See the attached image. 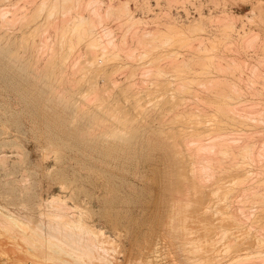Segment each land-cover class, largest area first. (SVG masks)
Instances as JSON below:
<instances>
[{"label": "bare ground", "instance_id": "bare-ground-1", "mask_svg": "<svg viewBox=\"0 0 264 264\" xmlns=\"http://www.w3.org/2000/svg\"><path fill=\"white\" fill-rule=\"evenodd\" d=\"M18 1L21 2V0ZM214 1L216 4H220L219 0ZM247 1H252L253 3L252 15L256 18L260 15L261 17L264 15L261 14L264 13V3H261V0ZM16 2L17 1H14V3H12L14 5L16 4V6L14 7L13 5L14 8L12 7L10 10H7V8L6 10L4 8L2 9V7L0 8V59L6 60L7 65L5 68L13 70L15 76L18 77L21 82L19 83V87L13 88L12 85L4 83L5 87L15 89L22 98L32 99H35L33 97L35 92H46V90L49 89L50 91L46 96V100L52 103L56 102L64 112H70L71 119H69V121L72 126L79 124L82 120H87L88 117L90 118L91 121L88 129L79 132L80 135H85L86 137H89V135L104 136L107 133H110L111 130L112 132H115V130L118 129L117 127L120 128V132L121 129L127 130L128 128H132V133L138 134L137 127L141 125L138 123H142L143 120H145L146 123V120L149 118H162V120L165 119L167 122H172L171 124H179V128L177 127L178 129L174 134L173 143L175 144V151L183 154V157H181L183 159L181 160H187L186 162L189 172L183 177L182 188L177 194H174L175 202L173 204L172 212L169 215L170 222L166 230L172 236V240L173 237L176 239L175 241L177 245L174 242L173 244H175L177 249L185 255L183 258L187 261L183 260L184 262H187V264H198L199 262L197 261H202L200 258L204 259L203 254H205V257L206 253L208 255V252H203L202 254L200 252H218L217 246L221 242L217 243L216 240L224 231H226H219V233L222 232L219 235V229L215 230L219 235L216 234L218 237L215 241L213 240L215 236L212 237L211 240L205 239L201 241L199 240V237H193L192 234L196 232H191L192 234H189L190 231H188L189 229L186 230L182 218L184 217L183 219H185L186 211L188 212L187 207L189 205L192 207L191 201L193 200L190 196V191H194L198 194L199 200H202L206 195L205 192L209 184L208 182L212 181V183L216 184L214 186H216L217 190H222L218 195L213 191V186L211 187L212 191L218 196L222 194L223 197L221 196V198H223L224 201L228 199L230 200L229 196L231 194L233 195L235 190L240 189L243 192L241 199L243 202H257L260 206L264 207V193L261 192V189L264 188V74L260 73L264 68V66H260L261 64L263 65L264 56H262L260 62H257V64L260 63L259 66L261 67V70L259 66L255 65L256 62L253 66L251 65L252 63H250L249 66H245L244 63L247 61H244L243 63V60L241 61V56H239L241 57L239 60L238 56L235 58V54L230 55L229 51V55H226L228 53L222 54V52L217 51L222 45L225 47L226 44L235 41L234 46L238 49L236 52L240 49H245V51L254 49V51L259 50L258 53L264 55V35L261 31L263 30V25L260 24L261 21L259 22V25H262L261 30L255 32L252 29H246V25L244 26V24L239 26L238 21L241 19V16L239 17L236 13L225 7L221 8L220 13L217 14L214 12L206 14L203 9L199 7V17L190 24L181 25L179 23V26L174 22H170V17L168 23L163 22L164 28H157V30L154 31H142L138 29V22L140 21L141 24L142 19L140 18L141 20L138 19L139 21H137L133 16V11L130 10L127 1L120 4L112 2L106 3L104 0H27L25 3ZM147 8L151 9L150 5H147ZM84 11H87V13H84ZM57 13L63 15L62 20L60 19L61 21H57V18L59 19L62 17L61 15L58 17ZM251 19L253 21L254 17H251L248 20L249 24ZM108 20L115 22L118 21V25L123 31L119 28L122 32L116 34L108 24ZM174 21L177 22L175 18ZM206 21L212 22L216 25V30L212 34L205 33L207 30L205 27ZM100 26H102V31L107 37L105 36V38H103L104 34L99 30ZM158 26L161 25L159 24ZM51 29H53L55 34L53 37H56V40L53 38L55 41L53 42V45L58 41V43H56V46L58 45L57 47L49 42L52 41L51 37L53 32H51ZM18 30H21V32L18 33ZM96 30H99V34L101 31L103 36H96ZM87 34L90 35L88 37L89 39H86ZM193 40L198 41V49L196 50L195 47L196 51L192 50L193 52L191 54H189V51V53L187 52L189 55L178 60L174 59V56H172L174 54L176 55L175 57H178V51L175 54L171 53V51H168L167 53L166 50H164L165 53L162 50L163 46L168 45L172 41H179L181 45L188 43L191 47L192 45L190 42ZM49 43L53 46H50L51 49L54 47H56V49L53 51L51 49V51L47 50L46 48L50 45ZM188 44L186 46H188ZM81 45H84L86 50L85 48L84 51L81 50ZM77 46L78 48H76ZM159 48H161L160 52ZM154 49L158 50L157 52L159 53H156V51L154 53L161 56L159 57L160 59L153 58L150 60L148 65H150V63L151 65H145L147 68H145L144 71L142 70V76L138 77L136 73L140 67L138 68L133 62H130L131 59H143L144 57H149L151 54L153 55ZM230 50L233 51L232 49ZM234 52H232V54ZM164 53L166 58L173 57V60L166 64H170L169 66L174 70L173 72L177 71L181 74V76H178V73H176L178 76L177 82L162 79L163 75L165 76L169 71H167L169 66L167 68L164 63H161V61H163L161 59H164ZM183 54L182 56H184ZM83 55L89 56L82 59ZM72 56L76 57L74 59H69V57ZM22 57H27V59H23ZM111 59H116V63H112ZM258 59L259 58H257V60ZM140 65L138 64V66ZM143 66L144 65H142V68ZM247 67L249 70H246ZM183 71L189 73L184 74ZM107 72H111V75H107ZM211 72L212 75H215V73L216 75H209L208 73ZM221 72H225L224 75L221 74ZM226 72L227 75H225ZM115 73H126L127 77H125V82L123 83V80H119L122 82L120 83L115 76ZM152 75L153 77H149ZM90 76L96 78L97 76H100L103 77L104 80L108 79L109 82H106L108 85L104 84L108 88L102 89L101 86L103 85H100L96 79L95 81L92 80V82L91 79H89V83H86L88 80L84 82V80L88 79ZM237 77L240 80H236L238 79ZM157 79H160L161 83L159 84L162 87H169V85L171 86V83L174 82L172 84L173 91L169 92L167 96H163V99L154 100V102H151L148 106L140 104L141 100H139V102L137 99L138 97H136L134 103H136L135 108H138L137 115L130 116V111L128 112L125 110L123 104V106L120 104L121 107L119 103L115 101L116 98L114 97V91L116 89H120V91L122 90V93L125 95L123 97L129 99L130 96L134 97L139 93V90L143 91L144 89L142 88L148 86L149 82ZM196 84H199V86L201 85L200 88L202 86L207 88V93L204 92L205 88H203V92L206 94H203V92L198 93L196 91V89H198ZM84 85L87 86V90L85 87L86 91L84 90L82 95L80 93L81 96L79 97L77 90L74 89L77 88L79 91V87L82 88ZM244 87L253 89V91L254 89H257L256 93L255 91L254 93L256 96L260 97H254L255 95L252 94V91L251 94L253 97L251 95V97L247 98L248 96L245 95L246 92H243ZM59 89H63V91H60ZM104 89L107 90V92L102 95L101 92H103ZM189 99H193V102L195 100L196 103L194 102V104L197 105L189 104ZM248 99H251V102L253 101L251 109H248L246 105ZM254 102L256 103L254 104ZM258 104L261 106L260 108ZM51 111L52 115H56V117L61 116L57 109L53 108ZM119 131H117L116 138H118ZM74 133L78 134L77 132ZM121 133H123V130ZM124 133L127 135L126 132ZM125 134H123V136H125ZM120 135L119 136L122 137V134ZM127 142H129L128 139ZM50 147H52V145ZM106 149L109 154L114 150L112 145H109ZM53 151L56 150L53 149ZM49 154L50 152L47 155L49 156ZM179 156L181 155L179 154ZM0 158H3L2 161H4L5 159H8V155L1 154ZM178 160L179 158L177 161ZM3 165H5V162ZM249 165L250 167L251 165H257L258 172L256 173L257 176L255 178L252 175L256 174L251 175V172L255 173L256 171H251V169L248 168ZM234 171L239 172L242 176L235 178L236 180H234V177L229 176V178H233L234 182L231 184L229 181L230 179L228 178V180L226 178L225 180H228V184H230L227 185V183H225L226 181H223L224 175L230 172L235 174ZM184 172L185 174L187 173L186 171ZM177 173L179 174L180 171ZM230 175L232 174L230 173ZM235 175H237V173ZM180 176L182 175L180 174ZM212 183H210V186L213 185ZM216 189L215 191L217 192ZM214 193H211L212 197ZM235 194L238 193L235 192ZM240 197L241 196L237 199H240ZM214 199L211 198V201L214 202ZM215 201L217 203L219 202L217 200ZM55 202H57V204H54V207H52L53 209H50L49 212L40 210V214L42 216L45 215V217L48 215V218L41 219L39 224L35 226L30 224L31 221L26 215L21 216L20 214H17L19 211L14 214L13 212H10V210H7L6 208L4 209V205H2V207L0 206V224L5 227L17 226L19 228L23 234V239H25L28 244L25 252L35 260L37 259L36 264H41V261L42 264H44L45 262L43 263L44 260L42 258H46L48 261L49 259H53L60 264L61 261L59 260L62 259L60 257L61 252L68 253V255L71 254L72 257L74 255L76 258L78 257V260L81 259H79V256L87 255L90 260L91 255H93L92 251H95L94 249L99 248V246L102 245L97 244L102 241L98 242L94 239V233L97 230L95 231L92 228H86L87 226L85 227L82 223L81 216L68 211L71 207L69 206L68 208L63 199L59 200V197L54 196L50 200V203ZM216 202L213 207H215ZM44 203L49 202H43L42 206ZM202 203L203 200L199 201L198 207ZM238 204L239 203H237V205ZM246 204H244L245 208L248 207ZM249 204L251 205L252 203ZM210 205V203L208 206L202 204L199 208L202 210L205 208L203 210L205 211L206 208L209 209ZM222 205L224 204H220V207H222ZM239 205L243 206L242 204ZM228 206L229 204L227 203V206L225 205L224 208H227ZM252 207L253 206L251 205V208ZM228 208L223 214L231 217L236 222L240 221L241 219L239 216H236L232 211H228ZM238 208L239 207H237V209ZM245 208L241 207V210L243 211ZM251 208L249 209L248 207L246 212L248 211V214L253 216V213H250ZM232 210H235V208ZM238 210L241 212L240 209ZM211 211L214 210L211 209ZM219 212L221 213V211ZM223 214L219 215L223 216ZM213 215L217 216V214ZM32 216H34V214L31 215V218ZM196 216H198V213ZM210 216H212V214ZM209 217L206 215V218ZM248 217L249 216L245 219L247 220ZM221 219L224 220L225 218L220 217V221ZM218 221L219 220H217V222ZM213 223L215 225L216 221ZM187 224H189L188 221ZM210 226L208 225V228ZM201 227L203 228L204 225H201ZM252 227L255 228L253 225ZM256 232L258 235L256 233V240H254L256 242L254 243H256L255 247H258V250L256 251L259 254L253 257L257 259L259 258V260H264V237L260 235L261 233L259 232V229ZM226 234H228L227 231L225 235L222 234V237H227ZM236 236L235 238L233 236L232 240L229 242L227 241V243L222 245V247L220 246V248H223L225 251V248H230L237 244L239 241H237L238 236ZM242 237L240 236V238H238V240H241L240 242H243ZM247 237L248 241L249 236ZM222 239L220 237L218 240L222 241ZM42 242L43 244L46 242V247L52 249V252L42 255L45 257H42L40 254H35L34 252L35 249L38 250V248H43L41 246ZM40 243L41 247L39 246ZM221 250L222 249L219 250V254ZM223 250L222 252H224ZM179 251L177 252L180 253ZM42 252L43 251L40 253ZM98 252L101 251L99 250ZM98 252L96 251V253ZM183 252H188V254H184ZM227 252L229 251L226 250V253ZM241 252L243 253V251ZM197 253L201 254L202 257ZM210 254V258L213 257L212 259H214V261L211 260V264H241L242 262L244 263V260L246 262V259L249 260V262L252 260H250L249 254H244V256H242L240 253L241 256L240 254H237L233 261L232 258L234 257H232L231 254L232 258H228L231 260L230 262H221V257H217V253H213L214 255L212 256ZM39 255L42 260H39ZM225 256L227 257L228 255ZM93 257L94 256H92V260H94ZM178 257H180V255H178ZM254 258L252 261H254ZM189 259L191 260L189 261L190 263L188 262ZM205 260L206 261L203 260L205 263L202 262V264H207V258H205ZM209 261L208 258V262ZM208 264H210V262Z\"/></svg>", "mask_w": 264, "mask_h": 264}, {"label": "rangeland", "instance_id": "rangeland-1", "mask_svg": "<svg viewBox=\"0 0 264 264\" xmlns=\"http://www.w3.org/2000/svg\"><path fill=\"white\" fill-rule=\"evenodd\" d=\"M14 1H17L16 3L27 2V0L25 1L21 0V2L18 0H1L0 8L2 7V9L4 8L6 10L7 8V10H10L14 5L12 4L14 3ZM104 1L106 3L112 2L115 4H120L122 2L127 1L130 10L133 11L134 14L133 16L137 19V21L142 19L141 24L140 21L138 22L139 23L138 29L142 31H152V30L154 31L157 30V28H164L163 22L168 23L170 17H171L170 22H174L177 25H179V23L181 25L190 24L199 17V10H198L199 7L202 8L206 14H209L210 12H214L215 14L220 13L221 8L225 7L226 9L236 13L239 17L241 16V19L238 21L239 26L244 24V26L246 25L245 26L246 29L249 30L252 29L255 32L256 31L258 32L261 30L263 25V30L261 31L264 35V17H263L264 13H261L263 15L262 17L260 15L257 18L254 15H252L253 14L252 1L219 0L220 4H216L214 0H104ZM261 3H264V0H261ZM147 5H150L151 9H148ZM15 6L16 4L14 5V7ZM84 13H87V11L86 12L84 11ZM59 15L61 14L57 13L58 17H60ZM61 16L62 17H60L59 19L57 18V21L62 20L63 15ZM251 17H254V20L252 21L251 19L249 24L248 20ZM174 18L177 22L174 21ZM110 20H108V24L111 26V28L113 29V31H115L116 34L123 31V29L119 27L118 21L115 22ZM208 22L209 21H206L205 24V27L207 28L205 33L212 34L216 30V25L212 22L209 23ZM259 22L262 25H259ZM159 24L161 26H158ZM101 27L102 26L99 27L100 29L99 28L97 29L102 31ZM119 28L122 31H120ZM99 30H96L97 33L95 32L96 36L97 35L103 36L104 32L102 31L103 32L102 34V32L100 31V34H102L100 35ZM17 32L20 33L21 30H18ZM51 32H53V29H51ZM53 34L51 37L52 41H49L50 43H52V45L53 42H55L53 38L54 39L56 38L53 37L55 36V34L54 35ZM89 36L90 35L87 34L86 39ZM105 36L106 35L104 34L103 38H105ZM56 43H58V41H56ZM56 43L54 44L55 46ZM171 43L161 48L163 51L166 50L167 53L168 51H171V53L176 54V52L178 51L177 52L178 57H175L176 55L174 54L172 55L174 56V59L177 60L191 54L193 51H196L198 49L197 48L198 41L195 40L190 42L192 45L191 47L190 44L188 43H187L188 46H186L187 44H184L185 46L181 45L179 41H172ZM234 43L235 41L233 43L230 42L226 44L225 47L224 45H222L223 47L222 46L221 47L223 49L219 47L217 51L222 52V54L228 53L226 55H229L230 52V55L235 54L234 55L235 58L236 56L238 57L241 56L243 59L241 57L239 58L237 57V58L239 60L241 58V61L243 60V63L244 61H247L244 63L245 66H249L250 63H252L251 65L253 66L255 62H256L255 63L256 66L260 65V63L257 64V62H260V60H262L261 59L262 56L264 55L259 54L258 53L259 50L254 51V49H249L250 51H245V49H240L239 51L236 52V50L238 49L234 46L235 45ZM50 46L51 44L47 46L46 49L49 51L51 50L53 51L54 49H56L58 45L52 49L51 47L53 46L51 47ZM76 48H78V46ZM84 48L86 50V47L84 45L80 46V49L83 51ZM161 48H159V52ZM230 49H232L233 51H231ZM155 51L156 53H159L157 52L158 50L154 49L153 55L151 54L152 56L150 55L149 57L147 56L144 57L143 59H133V60L131 59L130 62H133V64L136 65L138 68L140 67L136 73L138 77L142 76V72L145 70V68H147L146 66L151 65V63L150 65H148L150 60H152L153 58L160 59L159 57L161 56L154 53ZM187 52L189 54H187ZM232 52L234 53L232 54ZM165 53L163 54L164 59L163 58L161 59L163 60L161 61V63H164L165 66H167L168 68L170 64L168 65L166 63H170L173 60L172 59L173 57L172 58L167 57L169 58L167 59L165 57L166 56ZM182 54L184 56H182ZM88 56L89 55L87 56L83 55L82 59H85V57ZM75 57L76 56L74 57L72 56L69 57V59L70 58L74 59ZM22 58L27 59V57H22ZM257 58H259L258 59L259 61L257 60ZM111 62L116 63V59L115 60L111 59ZM138 64L144 65L143 68L142 65L138 66ZM6 65H7L6 60L0 59V81H1L0 82V156L1 154L8 155V159H5L4 161H2L3 158H0L1 159L0 160V168H1L0 169V206L2 207V205H4L3 206L4 209L6 208L7 210H10V212H13L14 214H16L19 211L17 214H20L21 216L26 215V217H29L31 221L30 224L32 226H35L39 224L41 219L43 220L44 218H48L47 217L48 215H46L45 217V215L42 216L40 213L41 211L49 212L50 209H53L52 207H54V204H57V202L50 203V200L54 196H56L59 197V200L63 199V201L65 202L68 208L69 206L71 207L68 211H71L72 213L74 212V214L76 215L79 214L78 216H81L82 223L85 225V227L87 226L86 228H90V229L92 228L95 231L97 230L94 233L95 235L93 234L94 239L98 242L102 241L97 243L102 245H100L99 248H96L97 250L94 249L95 251H92L93 255H91L90 260H92V256H94L93 257L94 260L90 261L87 255L86 256L82 255L81 257L79 256V259L80 258L81 259L78 260V257L76 258L74 255L72 257L71 254L68 255V253L66 254L65 252H61V254L60 253L59 254L62 259L60 258H59L60 260L58 259L59 261H61L60 264L61 263L62 264L64 263L65 264L67 263L68 264H82V263L83 264H133V263L134 264H187V262L183 261L185 260L183 258L185 257V255H183L182 252H180L175 246V244L177 245L175 241L176 239H174L173 237L172 240V236L166 230L170 222L169 215L172 212L173 204L175 202L174 194H177L178 191L182 188L183 177L187 175L189 172L187 168V162H186L187 160L186 159H184L183 161L181 160L183 159L181 158L183 157V154L175 151L176 148L174 147L175 144L173 143L174 134L179 128V124L177 123L171 124L172 122L169 121L168 124L167 120L165 119L162 120V118H149L146 120V123L145 120H143L142 123H138L141 124L140 126L137 127L138 134L132 133V128H128L127 130L121 129V132L123 130V133H121L119 131L120 128L117 127L118 129L115 130V132H112L111 130L110 133L106 134L107 136L89 135V137L87 136L88 137L87 138L85 135L84 136L80 135L79 132L88 129L91 121L90 118L88 117L87 120H82L79 124L72 126L69 121V119H71L70 112H64L59 107L58 103L56 102L52 103L46 100V96L50 91L49 89L46 90L47 93L35 92L33 94V97L35 99H32V98H22L15 89H9L5 87L4 83L7 85H12L13 88L19 87V83L21 82V80L15 76V72H13V70L5 68ZM260 66L261 67L264 66V61H263V65L261 64ZM169 68L167 69V71L169 70L168 73H166L165 76L163 75V78L162 77L161 78L163 80L167 79L168 81L177 82L178 76H181V74H179L177 71L173 72L174 70L170 66ZM246 70H249L248 67L246 68ZM183 72L184 74L189 73L187 71H183ZM176 73H178L177 74L178 76L176 75ZM224 73L221 72V74L223 75ZM260 73L264 74V68L262 72L260 71ZM106 74L111 75V72H107ZM208 74L211 76L216 75V73L215 75H212V72ZM126 75H127L126 73H121V74L115 73V76L118 78V81L123 80V83L126 80L125 78L127 77ZM225 75H227V72ZM149 77H153V75ZM89 79H91V82L92 80L95 81L96 79L100 85H103L101 86L102 89L108 88L105 86L108 85L107 84L109 82L108 79L104 80L103 77L100 76H97V78L90 76L88 79L84 80V82L88 80L86 83H89L90 82ZM236 80H240V79L238 78ZM174 82H172L171 86L169 85V87L166 86L162 87L159 84L161 83L160 79L151 81L148 83V86L142 88L144 89L143 91L139 90V93H137L134 97L130 96L129 99L123 97L125 95L122 93V90L120 91V89H116L114 91V97L116 98L115 101L119 103V105L123 104L124 106L123 105L122 106L124 107V109L127 110L128 112L130 111L129 113L130 116H135L138 114V108H135L136 103H134L136 97H138L137 98L138 101L141 100V102L139 101L140 104L143 105L145 104L146 106H148L149 104H151V102H154V100L163 99L164 98L163 96H167L169 92H172L173 91L172 84ZM85 85L82 86V88L79 87V91L77 88L74 89L77 90V94L79 97L82 95V93H84L85 87L87 90V86ZM200 86L199 84L196 86L198 88L196 89L198 93L203 92V88H205L203 86L200 88ZM245 87L243 89V92H246L245 95L248 96L247 98L251 97L252 94L255 95L254 97H258L255 94L257 89H254L255 91L254 93L253 89H249L248 87L247 88ZM199 88L202 90H200ZM206 89L207 88H205L204 92L207 93L208 89L207 90ZM59 90L63 91V89L62 90L59 89ZM103 92H101L102 95H104L107 92V90L104 89ZM204 92L203 94H206ZM250 100L248 99L246 101L247 102L246 105L248 109H251V106H253L252 105L253 101L251 102ZM194 102L196 103L195 100ZM194 102L193 99H189L188 103L193 105ZM255 103L256 102H254V104ZM164 106H169V105H164ZM260 107L261 106L259 105V108ZM53 108L59 111V114L61 115L60 117H56V115L55 116L52 115L51 109ZM117 131H119L118 138H116ZM74 132H77L78 134H75ZM124 132H126L127 135ZM120 134H122V137H120L121 136ZM123 134H125V136H123ZM127 139L129 140V142H127ZM51 145L52 147H50ZM109 145H112L114 149L111 154H109L108 150L106 149ZM53 149L56 151H53ZM43 150L45 151V153ZM49 152L50 154L48 156L47 154ZM179 154L181 156H179ZM178 158L179 160L177 161ZM4 162L5 165H3ZM253 166L252 165L251 167L250 165L248 166V168H250L251 171L254 172L256 171L255 173L250 171L251 175L256 174L258 172L257 165H253ZM179 171L180 173L178 174L177 172ZM184 171H186L187 173L185 174ZM234 172L235 174L237 173V175L233 174V172H230L232 175H230V173L224 175L223 181L224 182L226 181L225 183H227V185H230L228 184L229 181L231 184H233L234 182L233 178H229V176L234 177V180H236L235 178L242 176L240 175L239 172L236 171ZM180 174L182 176H180ZM252 176L255 178L257 174ZM226 178L227 179L229 178L230 180L229 179H228L229 181L225 180ZM208 183L209 184L205 192L206 195L202 199L203 200L202 204L208 206V204L210 203L211 205L209 206V209L206 208L205 211H203L205 208H203V210L199 208L202 204L198 207L199 201H202L199 200L198 194H196L194 191H190V196L192 197L193 201H191L192 207H190L189 205L187 207L188 212L186 211V216L188 217L189 220L187 219L186 216L185 219H183L184 217L182 218V220L184 221V223L183 221L182 223L185 225L186 230L189 229L188 230L190 231L189 234L196 232L192 234L193 237L195 236L196 238L199 237V240L201 241L205 239L211 240V238L214 236L216 237L213 238V240L215 241V239H217V237L222 233V232L219 233V231L226 230L229 236L228 234H226L227 237L223 238L222 234L225 235L226 233V231H224L221 234V236L218 237V239H220V237L221 239L223 238L222 241L218 239L216 240L217 243L221 242L217 246L218 252H213L214 254L217 253L218 255L217 257L219 256L221 257L220 259L221 262H225V261L230 262L231 260L229 259L234 257L232 258L233 261L235 260L236 255L237 254L239 255L240 253L242 254V256H244V254L245 255L249 254L250 260L251 259L253 260L254 258L253 256L259 254L256 251L258 250V247H255L256 243H254L256 242L254 241L256 240V233H257L256 231H258L259 229V232L261 233L260 235L264 237V231H263L264 207L260 206V204L257 202L248 201L249 203H252L251 205L253 207L251 208V205L247 201L243 202L241 200L243 192L240 189L235 190L233 195L231 194L229 196L230 200L228 199L224 201V199L221 198V196L223 197L222 194L218 196L219 195L218 193L221 192L222 190L221 191L217 190L216 186H214L216 184L212 183V181ZM210 183H212L213 185L210 186ZM213 186L215 187L217 192L215 191ZM211 187H213V191L218 195H216L212 191ZM208 190H210L211 192ZM235 192L238 194H235ZM261 192L264 193V188L261 189ZM211 193H214L213 197ZM239 196H241L240 199H237ZM211 198L212 199L215 198L214 202L211 201ZM220 198L221 201L223 199L224 202L222 201L221 203ZM215 200L219 202L217 203ZM46 201H48L49 203H44L46 205L43 204L42 206V203ZM215 202L216 205L215 207H213ZM227 203L229 204L228 207L230 208L229 209L227 207L228 211L230 212L232 211V213H234L236 216H239V218L242 221L241 220L237 221L238 222L237 223L231 217H228L225 214H223L224 211H227V208H224L225 205L227 206ZM237 203L242 204L243 206H240L239 204L237 205ZM220 204H224V205L220 207ZM244 204H246V206H248L249 209L251 208L250 213L252 212L253 216L249 215L248 211L246 212V210H248L247 209L248 207L245 208ZM237 207H239L238 209H240L241 212H239ZM241 207L245 208L243 210L244 212L241 210ZM233 208H235V210H232ZM211 209L214 211H211ZM219 211H221V213ZM197 213L198 216H196ZM33 214L34 216H32L31 218V215ZM211 214L212 216H210ZM213 214H217V216L216 215L214 216ZM219 214L220 215L223 214V216H220ZM206 215L210 217L206 218ZM247 216L249 217L246 220L245 218ZM220 217L225 219L224 220L221 219L220 221ZM217 220H219L220 222L219 221L217 222ZM187 221L189 224H187ZM212 221L213 222L216 221L215 225ZM201 225H204L205 228L203 227L204 228L203 229ZM208 225L211 226L208 228ZM252 225L255 226V228L252 227ZM213 230L214 231L218 230L219 235L217 234V231L214 232ZM202 232H206V233H202ZM21 234L22 232L19 230L17 226L5 227L2 224H0V264H29V263L36 264L37 263V259L35 260L25 252V249H27L28 244L26 240L23 239V234L21 237ZM235 234L236 235L238 234L237 235L238 238H240V236L241 237L243 236L242 237L243 242H240L241 240H238L237 238V241H239L240 243L237 242V244L233 245L230 248L229 247L225 248L224 246V248L229 251L226 253V250L224 251L223 248H220V246L222 247V245H225L227 241L229 242L230 240H232L233 236L235 238L236 236ZM247 236H249L250 241L249 240L247 241L248 238ZM173 242L175 244H173ZM44 243L45 244H43L42 242V245L41 243L39 244V246L41 245L43 248L40 249L38 248V250L36 249L34 250L35 254H40L42 256L44 254L46 255V253L52 252L51 248L49 249L48 247H46L47 246L46 242ZM220 249H222L225 253L222 252L221 250L219 254ZM99 250L101 252H98ZM176 250L179 251L180 253H178ZM239 250L243 251V253ZM41 251L43 252L40 253ZM96 251L98 253H96ZM203 252L204 253L208 252V255L206 253V257H205V254H203L204 259L200 258V260L202 259V261H197V262L202 264V262L206 261L205 258H207V264L209 262L211 264V262L214 261V259H212L213 257L210 258L209 256L211 252L209 253V251H202L200 253L202 254ZM183 253L188 254V252L187 253L183 252ZM213 253H211L210 255L211 256L214 255ZM201 254L198 255L202 257ZM178 255H180V257H178ZM225 255L228 256L226 257ZM41 256L39 257V260L41 259ZM224 257L227 259H225ZM208 258L210 260L209 262H208ZM42 259L44 260L43 263L45 262L44 264H48L51 261L52 262L50 264L53 263L59 264L58 261L55 262L53 259L51 260L49 259V261L48 259L46 260V258H42ZM62 260L64 263L62 262ZM252 260L251 262H249V260L246 259V262L244 260V263L264 264V260H259V258L258 259L254 258V261ZM189 261L191 260L189 259L188 262ZM244 263L242 262L241 264Z\"/></svg>", "mask_w": 264, "mask_h": 264}]
</instances>
